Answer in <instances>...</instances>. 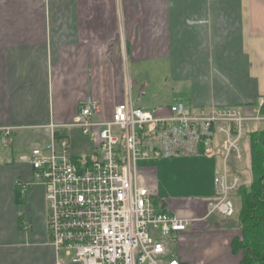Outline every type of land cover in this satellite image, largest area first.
Listing matches in <instances>:
<instances>
[{
	"label": "crops",
	"instance_id": "1",
	"mask_svg": "<svg viewBox=\"0 0 264 264\" xmlns=\"http://www.w3.org/2000/svg\"><path fill=\"white\" fill-rule=\"evenodd\" d=\"M150 62L163 66L164 87L171 93L158 99L157 109L177 101L189 109L253 112L264 98V0H0L3 145L7 130L13 137L31 131L35 144H47L46 126L70 124L89 98L100 103L103 118L110 120L124 101L126 85L134 105L144 108L149 85L139 87L137 106L133 90L138 81L130 79L128 66L144 69ZM260 125L249 134L263 130ZM248 139L247 160L236 167L244 186L252 182ZM3 155L10 154L4 152L0 159V264H56L45 190L34 185L23 194L15 183L32 181L28 157L11 153L12 159L3 161ZM220 162L218 156H202L140 167L144 183L167 212L202 223L207 221L199 220L205 201L215 196ZM160 167L175 180L165 188L158 178ZM240 236L239 223L221 240L222 251L210 257L196 248L195 233L181 232L172 251L191 264H241L244 254L232 252V242Z\"/></svg>",
	"mask_w": 264,
	"mask_h": 264
},
{
	"label": "built area",
	"instance_id": "2",
	"mask_svg": "<svg viewBox=\"0 0 264 264\" xmlns=\"http://www.w3.org/2000/svg\"><path fill=\"white\" fill-rule=\"evenodd\" d=\"M112 118L89 98L70 124L50 123L47 144L27 158L30 183L16 181L22 193L30 186L45 190L47 230L56 264H191L173 253L169 240L196 221L160 209L144 183L141 163L176 158L220 157L214 175L215 196L206 199L204 216L233 218L234 196L243 186L236 170L247 160L244 141L249 123H264V98L253 112L241 107L192 109L182 102L155 111L137 108L131 86ZM80 130L96 149L81 165L70 156V139L60 129ZM11 130L4 136L12 144Z\"/></svg>",
	"mask_w": 264,
	"mask_h": 264
},
{
	"label": "rangeland",
	"instance_id": "3",
	"mask_svg": "<svg viewBox=\"0 0 264 264\" xmlns=\"http://www.w3.org/2000/svg\"><path fill=\"white\" fill-rule=\"evenodd\" d=\"M148 66H144V69L138 68L136 64L131 63L129 68V75L130 79L133 81L137 80L138 83L135 86V89L133 90V100L137 106H141L138 103V96L140 94L139 92V87L143 84L149 85V89L145 91L146 97L142 99L144 109L155 111L157 110V104H159L158 100L159 98H167L170 96V91L169 88L164 87L166 84V81L164 79L165 71L163 66H161L158 62H150ZM147 64V63H145ZM146 70V71H145ZM150 72L149 74L151 75L148 80H145V73ZM151 83V84H150ZM167 102H163L165 104ZM172 102H169L167 105H164V107H167L168 105H171ZM260 124L264 123H255V124H250L252 126H248V134L246 135V139L243 143L244 149H246L247 156L249 154V139L248 135L251 129L254 128H260ZM258 126V127H257ZM63 133L65 135L70 136V153L72 157H79L83 160H85L88 157H92L95 154V147H94V142L92 138L90 137H85L80 130H63ZM27 135L26 138H24ZM14 140V144L5 146L2 143V138L0 136V159H2V154L4 152H7L10 154L8 157L7 155L3 157V161H6L7 159H12L11 153L15 155L16 157L19 154H22L24 156L29 157L30 151L34 148L37 147L38 144L36 143V140L34 136L31 134V131L26 132L24 134L20 135H15L14 137L12 136ZM13 150V151H12ZM12 151V152H11ZM159 180H160V186L162 188L166 187V183H173V179L170 177H166V171L163 168H159ZM234 203L238 205L237 199L234 198ZM198 206L200 205L199 201L197 202ZM191 217V216H190ZM240 223V220L238 217H233V218H221L218 216H212L209 218L207 221H203L202 223H194L191 227L187 228V232H192L197 235V241H195L196 248H199L200 251H203L207 254H209L210 257H215L217 253H220L222 251V248H220V244L227 239L228 236L231 235V229L234 226H237V224ZM179 234L177 235V237ZM223 240V241H221ZM221 241V242H220ZM220 242V243H218ZM199 244H201L199 246ZM177 243L172 240L169 241L168 246H170L171 249L175 250L176 249Z\"/></svg>",
	"mask_w": 264,
	"mask_h": 264
},
{
	"label": "trees",
	"instance_id": "4",
	"mask_svg": "<svg viewBox=\"0 0 264 264\" xmlns=\"http://www.w3.org/2000/svg\"><path fill=\"white\" fill-rule=\"evenodd\" d=\"M250 137L251 175L249 186H242L234 196L238 201L237 217L241 236L232 242L235 255L243 253L241 264H264V129L252 131ZM91 157L85 159L89 162ZM78 165L83 159L73 157ZM162 210H166L163 205Z\"/></svg>",
	"mask_w": 264,
	"mask_h": 264
}]
</instances>
